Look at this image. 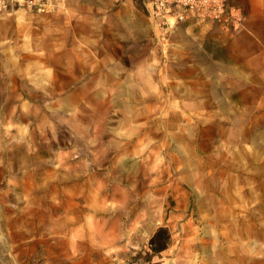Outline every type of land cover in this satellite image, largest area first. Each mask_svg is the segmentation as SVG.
Wrapping results in <instances>:
<instances>
[{
    "label": "rangeland",
    "instance_id": "374dc122",
    "mask_svg": "<svg viewBox=\"0 0 264 264\" xmlns=\"http://www.w3.org/2000/svg\"><path fill=\"white\" fill-rule=\"evenodd\" d=\"M47 1L0 17V264H264V33Z\"/></svg>",
    "mask_w": 264,
    "mask_h": 264
},
{
    "label": "built area",
    "instance_id": "2783aa9c",
    "mask_svg": "<svg viewBox=\"0 0 264 264\" xmlns=\"http://www.w3.org/2000/svg\"><path fill=\"white\" fill-rule=\"evenodd\" d=\"M153 13L164 22L179 24L190 19L211 21L220 26L239 30L245 17L236 0H148ZM47 0H0V17L11 13L34 10L38 14L47 12Z\"/></svg>",
    "mask_w": 264,
    "mask_h": 264
},
{
    "label": "crops",
    "instance_id": "0c3cea01",
    "mask_svg": "<svg viewBox=\"0 0 264 264\" xmlns=\"http://www.w3.org/2000/svg\"><path fill=\"white\" fill-rule=\"evenodd\" d=\"M237 4L244 11L245 25L253 33H264V0H237ZM263 5L262 9L259 6Z\"/></svg>",
    "mask_w": 264,
    "mask_h": 264
}]
</instances>
